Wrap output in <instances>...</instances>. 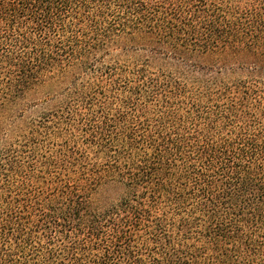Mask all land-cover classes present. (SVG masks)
Instances as JSON below:
<instances>
[{
  "label": "trees",
  "instance_id": "1",
  "mask_svg": "<svg viewBox=\"0 0 264 264\" xmlns=\"http://www.w3.org/2000/svg\"><path fill=\"white\" fill-rule=\"evenodd\" d=\"M42 85L0 264H264V0H0V114Z\"/></svg>",
  "mask_w": 264,
  "mask_h": 264
},
{
  "label": "rangeland",
  "instance_id": "2",
  "mask_svg": "<svg viewBox=\"0 0 264 264\" xmlns=\"http://www.w3.org/2000/svg\"><path fill=\"white\" fill-rule=\"evenodd\" d=\"M227 58V51H219L212 54L209 59L215 62L223 63L227 61ZM51 89L53 90L55 89V87L51 85L50 87L49 85H42L37 87L36 89L28 91L23 95L22 98L18 99L8 109L3 111L0 114V133L4 127H7L6 138L8 139L13 137L18 133L19 128L23 127V123L26 119L30 117H35L42 109L49 107L51 104L50 102L42 103V101L45 100L46 97H48V93L49 91L51 92ZM56 89H58V87H56ZM48 103L49 106H47ZM33 104L36 105L32 107ZM23 107L24 109L22 115L20 117L18 116V118L15 119L11 124H8L13 120L17 111H19V109ZM7 124L8 126H6ZM7 139L4 141H0V144H4Z\"/></svg>",
  "mask_w": 264,
  "mask_h": 264
}]
</instances>
